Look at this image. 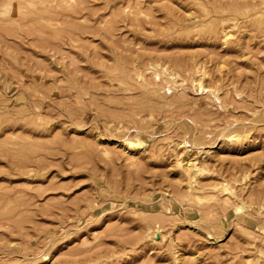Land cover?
<instances>
[{
    "label": "rangeland",
    "instance_id": "1",
    "mask_svg": "<svg viewBox=\"0 0 264 264\" xmlns=\"http://www.w3.org/2000/svg\"><path fill=\"white\" fill-rule=\"evenodd\" d=\"M263 201L264 0H0V264H264Z\"/></svg>",
    "mask_w": 264,
    "mask_h": 264
},
{
    "label": "bare ground",
    "instance_id": "2",
    "mask_svg": "<svg viewBox=\"0 0 264 264\" xmlns=\"http://www.w3.org/2000/svg\"><path fill=\"white\" fill-rule=\"evenodd\" d=\"M16 9H17V8H16ZM13 10H14V9H13ZM223 33H224L223 35H224L225 37H223V36H222V37L225 39L226 36H228L229 34H227V32H223ZM224 39H223V40H224ZM193 63H194V62H193ZM196 65H197V64H196ZM196 65H195V66H196ZM152 68H153V67H152ZM154 69H155V68H154ZM194 69H195V68H194ZM197 69H198V68H197ZM197 69H195V72H196ZM155 71H156V70H155ZM199 71H200V70H199ZM152 73H153V72H152ZM157 73H158V72H157ZM157 73H156V74H157ZM192 73H193V72H192ZM196 73H198V72H196ZM199 73H200V72H199ZM199 73H198V74H199ZM201 73H202V72H201ZM154 74H155V73H154ZM156 74H155V76H156ZM158 76H159V75H158ZM199 83H200V82H198V87H199V85H200ZM201 86H202V84L200 85V88H201ZM102 111H103V110H102ZM180 147H181V146H180ZM184 153H185V152H184ZM183 157H184V156H183ZM194 158H195V156H194ZM179 159H180V158H179ZM183 159H184V158H183ZM176 160H178V159H176ZM192 160H193V159H192ZM178 162H179V161H178ZM178 162H177V163H178ZM179 163L181 164V160H180ZM196 163H197V161H196ZM175 164H176V162H175ZM180 164H179V165H180ZM176 165H177V164H176ZM179 165H178V166H179ZM174 166H175V165H174ZM180 166H182V165H180ZM183 166H184V168L187 169V170H188V169H189V170H190V169H191V170L196 169V167H195V165H194V161L192 162L190 159H186V160L183 162ZM178 169H179V167H178ZM206 169H207V168H206ZM180 170H181V168H180ZM182 170H183V169H182ZM199 170H200V172H203V171H204V170L202 171L201 168H199ZM197 171H198V169L196 170V172H197ZM206 171H207V170H206ZM186 172H187V171H186ZM186 172H185V173H186ZM190 172H192V171H190ZM196 172L194 171L193 173H195V175H196L197 173H199V172H197V173H196ZM191 174H192V173H191ZM191 174H190V176H192V177L195 176V175H191ZM186 175H187V174H186ZM197 175H198V174H197ZM199 176H200V175H199ZM187 177H188V176H187ZM187 177H184V178L187 179ZM192 177H191L192 184H194L195 182L193 183V178H192ZM189 178H190V177H189ZM196 179H197V178H196ZM194 180H195V179H194ZM197 180H198V179H197ZM185 181H186V180H185ZM189 181H190V180H187V182H189ZM195 181H196V180H195ZM187 182H186L185 184H187ZM201 182H202V181H201ZM206 182H207V181H206ZM221 182H222V180H221ZM197 183H198V182H197ZM219 183H220V182H219ZM222 183H223V182H222ZM181 184H183V183H181ZM188 184H191V182H189ZM198 184H200V183H198ZM201 184H202V183H201ZM201 184H200V185H201ZM203 184H205V183H203ZM208 184H209V183L207 182V185H208ZM215 185H216V184H215ZM221 185H222V184H221ZM223 185H224V184H223ZM225 185H226V184H225ZM181 186H182V185H181ZM186 186H187V185H186ZM186 186H185V187H186ZM188 186H189V185H188ZM198 186H199V185H198ZM198 186H197V187H198ZM208 186H211V185H208ZM189 187H190V186H189ZM194 187H195V186H194ZM201 187H202V189H203V186H201ZM223 187H225V186H223ZM192 188H193V186H191V189H192ZM205 188H206V187H205ZM213 188H215V187L213 186ZM219 188H221V186H220ZM229 188H230V187H229ZM187 189H188V187H187ZM191 189H190V190H191ZM197 189H198V188H197ZM200 189H201V188H200ZM223 189H224V188H223ZM225 189H227V187H225ZM225 189H224V190H225ZM193 190H194V189H193ZM203 190H205V189H203ZM206 190H207V188H206ZM208 190H209V188H208ZM210 190H211V188H210ZM227 190H228V189H227ZM198 191H199V189H198ZM201 191H202V190H201ZM220 191H221V190H220ZM230 191H231V189H230ZM187 192H188V191H187ZM231 192H232V191H231ZM188 193H190V192H188ZM187 195H188V194H187ZM203 195H205V194H203ZM208 196H209V195H208ZM189 197H190V196H189ZM194 197H196V196H194ZM197 197H198V196H197ZM197 197H196V198H197ZM181 198H182V197H181ZM202 199H205V198L202 197ZM197 200H198V199H197ZM200 200H201V199H200ZM263 202H264V201H263ZM201 215H202V214H201Z\"/></svg>",
    "mask_w": 264,
    "mask_h": 264
}]
</instances>
